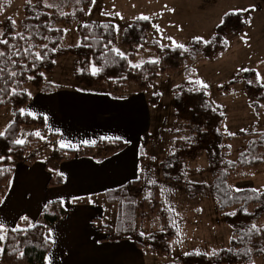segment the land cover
I'll return each instance as SVG.
<instances>
[{
    "label": "rangeland",
    "instance_id": "1",
    "mask_svg": "<svg viewBox=\"0 0 264 264\" xmlns=\"http://www.w3.org/2000/svg\"><path fill=\"white\" fill-rule=\"evenodd\" d=\"M4 3L0 0V31L6 30L4 36L9 44L3 48L0 44V52L4 53L0 56L2 93L8 83L25 81L23 73L28 72L36 52L39 53L37 46L48 43L46 34L43 35L41 30L32 28L31 24L27 25L25 22L28 17H32L39 23L44 11L48 13V22L44 25L64 31L58 49L80 45V29L83 25L91 21L112 22L117 31L115 48L129 56L133 50L125 44L126 29L128 25L142 20L139 19L141 16H148V21L151 22L148 41H158L168 47H175L172 41L183 44L184 48L192 44V59L186 61L187 64L181 69L174 73H160L154 80L150 77L155 83L146 91L148 98L156 93L163 95H159V102L152 104L150 108L152 126L144 145L147 159L143 167L144 179L136 188L138 192L132 191V194H136V200L132 203L136 209L130 204L131 208L126 207L127 198L122 199L123 205L120 208V203L109 202L106 197H100L98 201L102 211L96 221L101 226L112 228L109 234L128 237L133 233L143 232V237H146L155 232L167 231L175 223L177 234L169 241L171 253L158 254L145 248L146 255L154 253V257L147 258V264H171L178 262L186 252L199 251L211 255L214 249L219 252L229 248L233 230L227 225L225 215L236 211L237 206L221 209L212 195L210 187L213 177L208 171L207 155L203 154L187 163L183 184L167 182L161 171V163L170 154L174 138L189 136L188 133L179 136L173 133L179 126L172 106L174 89L182 84L202 87L197 83L202 81L208 85L206 89L210 102L224 114L221 129L225 134L226 144L231 149L230 159L236 160L250 140V137L242 135L243 132H264V98H251L244 86L247 79L242 76L246 72L244 69L253 70L248 82L264 85V63H261L264 61V0H95L94 5L91 0H12L5 9L2 8ZM45 4L53 7H46ZM81 8L85 11L81 12ZM234 12L243 14L245 27L236 30L226 28L219 41L206 43L218 37V27L224 23L225 13ZM116 13H120V16ZM156 26H159V31ZM196 37H202L203 40L198 42ZM50 40L49 43L54 44L57 37ZM58 49L56 47L55 50ZM157 59L158 55L154 50L145 49L136 53L131 64L142 65ZM79 70L80 64L76 56H58L53 71L44 72L45 82L41 87H79L75 79ZM13 72L17 75L13 76ZM257 72L261 79L256 78ZM226 84L231 85L230 92L223 95L221 89ZM34 87L28 83L23 89L30 92ZM138 88L133 80L129 81L128 90ZM5 97L0 96L2 103L6 102ZM254 100L261 106L259 112L251 106ZM18 111L9 106L0 107V132H4L7 126L16 121ZM32 132H35L34 127L22 125L18 139L26 141ZM54 151V143L48 142L36 147L32 154L46 160ZM52 168L54 167L51 166L53 172ZM151 181H156L155 184L160 187L164 202V205L154 211L151 201L144 206L140 205L142 197L147 196L146 186ZM229 183L234 190L252 188L262 192L264 166L239 170L230 178ZM253 210V207L248 209L249 212ZM255 224L264 229V215ZM105 233L102 234L106 236ZM254 264H264V247L254 258Z\"/></svg>",
    "mask_w": 264,
    "mask_h": 264
},
{
    "label": "trees",
    "instance_id": "2",
    "mask_svg": "<svg viewBox=\"0 0 264 264\" xmlns=\"http://www.w3.org/2000/svg\"><path fill=\"white\" fill-rule=\"evenodd\" d=\"M2 1L5 2L2 6L4 9L12 2V0ZM43 14L44 16H41L42 19L39 20V23L32 17H28L25 21L27 25L31 24L32 28L41 30L43 35H47L48 43L46 47L45 45H38L40 48L38 46L36 48L42 59L36 60L35 58L34 62L30 64L31 67L28 72L23 73L25 81L10 82L5 85L3 93L0 91V96H6L5 98H7L5 103H0V107L9 106L17 111L19 110L16 121L10 124L11 127L7 126L4 131L5 135L0 137V156L11 157L10 160L5 159L0 162V169H3V172L0 173V194L11 184L14 175L12 163L25 162L33 165L39 158L37 155L32 154V151L43 143H54L55 151L49 160L56 164L83 157L103 159L122 151L126 147L122 140L100 139L94 145L81 146L78 149L61 148L57 144L58 136L48 132L41 116H31L20 112V109L25 108L29 102V95L23 89L24 86L31 83L37 88L41 87L45 82V77L40 74L53 71L56 67V57L76 56L79 60L80 70L75 74V79L79 87L85 91L104 90L114 97L125 95L128 92V83L131 80L141 90L147 91L154 85L155 81L153 80L160 73H174L186 65V61L189 62L192 59V44L186 48L177 49L176 47H161L162 45L158 41H148L151 22L143 19L128 25L124 41L133 51L123 59L111 51V48L115 47L117 42V31L112 22L91 21L87 23L80 29V45L58 49L64 31L45 26L44 24L48 22V13L44 11ZM105 24L108 25L107 28L103 27ZM245 24L242 13H229L224 17V23L218 27V37L212 39L209 44L219 41L221 34H225L226 28L242 29ZM5 32L3 31L4 35ZM12 35L14 36V34ZM54 37H57L55 43H49L51 42L50 39ZM109 41H111L110 44ZM8 44H1V47H8ZM56 47L58 50H55ZM145 49L154 50L158 55L157 60L159 63L146 62L139 68L132 67L131 62L136 58V53H140ZM36 50L33 52L35 53ZM93 65L100 69L95 76L91 74ZM252 73H254L253 70H250L242 75L245 80L247 79L244 85L245 89L253 99L264 98V87L248 82ZM28 76H34L35 78L28 80ZM150 77L153 80H150ZM230 83L234 84V82ZM230 86V84H226L223 88L221 87L223 95L229 94ZM159 100V95L152 96L149 99L151 104H157ZM172 106L174 114L179 120V126L177 127L179 131L175 130L174 135L179 136L188 133L189 136L173 139L171 152L161 163L164 179L170 183L183 184L187 163L206 154L209 161L208 171L213 177L210 187L212 195L221 209L233 206H237V209L234 211L235 215H232V212L225 215L227 225L233 230L229 248L217 252L218 255L216 256L203 253L201 255H185L178 262L171 264H254V258L260 254L264 247V229L257 226L261 229L259 234L249 230L256 220L264 215V191L253 192L252 188L237 191L231 187L229 181L239 170L264 166V132H243L242 135L250 137V140L240 151L236 160H232L229 158L230 146L226 144L225 134L221 129L224 114L219 107L210 102L206 88L190 84L179 85L174 89ZM251 106L256 112L261 110V106L255 100L251 103ZM22 125L34 127L35 132H40L41 136L37 137L34 134L35 132H32L24 145H16L14 141L19 138ZM148 137V135L144 137L143 146L147 143ZM143 154L144 148L142 147V160L145 159ZM143 179L142 168V176L138 181L112 191L109 194V199L118 201L120 208H122V199L127 198L126 207H130L128 204L133 206L132 203L133 200H136V194H132V191L138 192L136 188L141 185ZM49 183L50 185L57 184L53 178L50 179ZM146 190L147 196L142 197L141 206L151 201L153 204L151 208L154 211L160 205H164L163 196L157 184H148ZM249 207H253V212L248 211ZM133 209H136L135 206H133ZM67 213L68 209L62 201H53L43 209L44 223L27 228L26 234L13 233L11 228L7 229L6 239L0 241V249H3L0 252V264H46L45 258H48L52 243L51 238L47 243L45 238L49 237L51 227ZM170 216L174 219L171 213ZM96 224L101 233L106 232V237L102 240L130 239L138 248H149L152 252L158 254L171 253L172 248L169 241L177 234L175 223L167 231L155 232L146 237L137 233L130 234L129 237L114 233L109 234L112 228L101 226L97 221ZM20 252L25 253L22 259L19 258Z\"/></svg>",
    "mask_w": 264,
    "mask_h": 264
},
{
    "label": "crops",
    "instance_id": "3",
    "mask_svg": "<svg viewBox=\"0 0 264 264\" xmlns=\"http://www.w3.org/2000/svg\"><path fill=\"white\" fill-rule=\"evenodd\" d=\"M27 93L31 95L26 113L44 119L48 132L58 136V146L64 141L74 146L65 149H78L106 137H119L126 147L103 159L74 158L60 164L38 159L33 165L13 162L11 184L0 194V221L6 229L28 228L21 216H28L32 226L42 224L46 205L62 201L68 213L50 229V238L55 240L48 254L51 264H147L154 253L146 255L130 239L102 240L106 236L96 224L102 211L98 199L106 197L119 204L109 194L142 176L147 161L141 155L143 139L152 126L147 92L138 88L114 97L104 90L47 86ZM51 178L57 184L50 185Z\"/></svg>",
    "mask_w": 264,
    "mask_h": 264
},
{
    "label": "snow or ice",
    "instance_id": "4",
    "mask_svg": "<svg viewBox=\"0 0 264 264\" xmlns=\"http://www.w3.org/2000/svg\"><path fill=\"white\" fill-rule=\"evenodd\" d=\"M29 2H31V0H29ZM91 2H92V4L94 5L95 4V0H91ZM45 6L46 7H53V5H50V4H45ZM80 11L81 12H83V11H85L83 8H81L80 9ZM88 14H90V13H88ZM106 14V13H105ZM232 14H235V12L234 13H232ZM116 15L117 16H120V13H116ZM225 15H229V13H225ZM122 18V17H121ZM139 19H143V20H145V21H147V20H149V17L148 16H141V17H139ZM14 23V22H13ZM103 27H105V28H107L108 27V25L107 24H105V25H103ZM156 28H157V31H159V26H156ZM118 30V29H117ZM3 36H4V33L2 32V31H0V44H5V45H7L8 44V40L7 39H4L3 38ZM169 39H171V37H169ZM196 39H197V41L198 42H200V41H202L203 40V38L202 37H196ZM241 39H244L243 37L241 38ZM173 42V44H175V47L177 48V49H183L184 48V45L183 44H180V43H176L175 41H172ZM211 41H206V43H210ZM245 43H247V40H245L244 41ZM111 43V41H109V44ZM225 43H228L227 41H225ZM45 47H46V45H45ZM161 47H163V45L161 46ZM111 51L112 52H115L116 54H117V56H119L120 58H125V56H126V54L124 53V52H122L120 49H118V48H115V47H113V48H111ZM185 51H187V49H185ZM4 55V53L3 52H0V56H3ZM35 58H36V60H41L42 59V57H41V55L39 54V53H36V56H35ZM149 63H153V64H158L159 63V61L158 60H150L149 61ZM261 63H264V61H262ZM132 67H134V68H139V67H141V65L140 64H133L132 65ZM249 69H244V71H248ZM99 71H100V69L99 68H97L95 65H93L92 67H91V74L93 75V76H95V75H97L98 73H99ZM12 75L13 76H16L17 75V73H15V72H13L12 73ZM41 76H43L44 74L43 73H41L40 74ZM35 77L34 76H28L27 77V79L28 80H32V79H34ZM256 78L257 79H261V77H260V74L257 72V74H256ZM197 83H200L201 85H202V87H204V88H208V85L206 84V83H203L202 81H197ZM262 86H264V85H262ZM28 95L30 96L31 94L30 93H28ZM156 95H163L162 93H156ZM3 101H0V103H2ZM20 112L22 113V114H24L25 113V109H20ZM28 115H32V113H27ZM9 127H11V125H9ZM177 131H179V129H177ZM37 137H40L41 136V134H40V132H35L34 133ZM5 135V133L4 132H0V137H2V136H4ZM105 139H116V140H119L120 138L119 137H115V138H113V137H106ZM14 143L16 144V145H24L25 144V140L24 139H16L15 141H14ZM84 143H88V141H85ZM60 147L61 148H64V147H74L73 145H71L70 144V142H64V141H61L60 142ZM5 159H11V157L9 156V157H4V156H0V162H2L3 160H5ZM152 159H155V157H152ZM3 172V169H0V173H2ZM152 183H156V181H151ZM237 191H240V189H236ZM253 192H256V191H258L257 189H253L252 190ZM73 199H83L82 197H74ZM89 202H92V201H89ZM232 215H235L236 213L235 212H232L231 213ZM20 220L21 221H23V222H25L26 224H28V228H31L32 227V224H30V223H28V221H29V217L28 216H21L20 217ZM7 229H6V227H5V223L3 222V221H0V241H4L5 239H6V236H7ZM250 232L251 231H254L255 233H257V234H259L260 232H261V229L260 228H258L257 227V225L256 224H253L252 226H251V229L249 230ZM11 232H13V233H27V228H24V227H21L20 225H17L16 227H13V228H11ZM140 235L141 236H143L144 235V233L143 232H141L140 233ZM50 236H51V233L49 234V237H46L45 238V242L47 243L48 241H49V239H50ZM180 241H177V243H179ZM51 243H55V240H51ZM3 251V249H0V252H2ZM229 251H231V249H229ZM193 254H195V255H201V253L199 252V251H196L195 253H192V252H186L185 253V255H193ZM24 255H25V253L24 252H20L19 253V258H23L24 257ZM211 255L212 256H216V255H218V253L216 252V250L214 249L213 251H212V253H211ZM46 259V264H51V259L50 258H45Z\"/></svg>",
    "mask_w": 264,
    "mask_h": 264
}]
</instances>
